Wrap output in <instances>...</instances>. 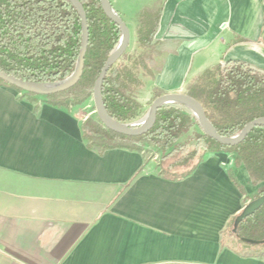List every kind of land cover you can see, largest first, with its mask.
<instances>
[{"label": "crops", "instance_id": "0c3cea01", "mask_svg": "<svg viewBox=\"0 0 264 264\" xmlns=\"http://www.w3.org/2000/svg\"><path fill=\"white\" fill-rule=\"evenodd\" d=\"M109 1L130 38L161 7L142 110L226 60L264 71V0ZM84 121L0 85V264H264V247L226 235L258 187L232 153L201 151L171 179L143 151L90 147Z\"/></svg>", "mask_w": 264, "mask_h": 264}, {"label": "trees", "instance_id": "16d2710c", "mask_svg": "<svg viewBox=\"0 0 264 264\" xmlns=\"http://www.w3.org/2000/svg\"><path fill=\"white\" fill-rule=\"evenodd\" d=\"M79 1L86 13L89 33L79 81L68 90L48 96L25 92L1 79L0 85L16 89L30 100L41 98L65 108L92 98L96 79L119 42L121 29L106 16L101 0ZM160 13L161 7L145 8L139 15L138 44L144 50L139 58L143 65H122L124 53L103 80L104 106L119 122H130L141 114L137 95L144 82L139 70L144 75H153L150 63L156 52L155 33ZM81 45V17L70 0H0V70L3 72L26 81H61L73 73ZM186 93L202 104L208 120L222 136H233L248 122L264 117V71L246 61L226 60L205 69L187 86ZM162 94L163 91L155 89L152 101ZM186 134L187 138L180 141ZM84 135L90 147L99 151L127 148L146 154L147 149L154 148L159 154L161 174L171 179L192 173L202 158L201 151L230 152L234 165H243L252 184L258 186L251 199L264 194V125L255 126L240 143L228 146L205 134L188 107L168 103L157 110L155 124L143 135L129 136L110 130L97 114L84 122ZM191 142L193 149L189 151ZM234 219L230 233L238 243L264 247V204L244 218L235 232ZM244 239L261 243L251 244Z\"/></svg>", "mask_w": 264, "mask_h": 264}, {"label": "water", "instance_id": "95a60500", "mask_svg": "<svg viewBox=\"0 0 264 264\" xmlns=\"http://www.w3.org/2000/svg\"><path fill=\"white\" fill-rule=\"evenodd\" d=\"M70 1L76 7L81 17V23H82V45L79 52L77 64L75 66L73 73L69 77L61 81L40 83V82L22 80L13 77L0 70L1 80L25 92L34 93L40 96H48L68 90L79 81L83 73L84 58L88 45V38H89L88 24H87L85 10L82 4L80 3V1L79 0H70ZM101 6L106 16L111 20H113L121 29L120 40L117 46L115 47V49L108 56L103 68L101 69L94 84L93 93H92V100L94 103L95 113L97 114L101 123L106 128L129 136L143 135L147 133L155 124L157 110L162 105L168 103H180L188 107L196 117L199 126L201 127L202 131L205 134H207L212 139L218 141L219 143L228 146H233L240 143L255 126L264 125V117H259L248 122L239 133L229 137L222 136L221 134L218 133V131L215 129L212 123L208 120L205 113V109L202 106V104L192 96L183 92L164 93L156 97L152 101L146 115L138 122L123 123L112 118L107 113L103 103L102 92H101L102 84L109 68L113 64H115L125 53L130 42V32L128 26L126 25L124 20L119 16V14L114 10L109 0H101ZM263 204H264V194L255 199L250 200L242 208L241 212L235 217L233 223V232L236 231V227L244 218L253 214ZM244 241L251 244L261 243L260 241H254L250 239H244Z\"/></svg>", "mask_w": 264, "mask_h": 264}, {"label": "rangeland", "instance_id": "374dc122", "mask_svg": "<svg viewBox=\"0 0 264 264\" xmlns=\"http://www.w3.org/2000/svg\"><path fill=\"white\" fill-rule=\"evenodd\" d=\"M139 15L138 14L133 23L131 22V26H133V29H132V36L130 38V42H129V45L125 51V57L121 59V63L122 65H143L141 64V55L144 53V50L143 48H141L138 44V30L140 29V22H139ZM161 47L162 45L158 44L157 45V49L158 51L161 50ZM159 64V63H158ZM153 69H156V67H154ZM140 77L142 78V80L144 81V78L147 77V75H144L143 71L140 69ZM142 91V89H141ZM140 91L137 95V99L139 98L140 99ZM149 102H148V105L145 107L144 110L141 111V114H139V116L130 121V122H126V123H135V122H138L140 121L147 113L151 103H152V98H149ZM75 107H79L80 109V114L82 116V118L86 121V119L90 118V117H94L96 116V113H95V109H94V103H93V100L92 98H89L88 100H86L83 104L81 105H77ZM84 121V122H85ZM197 130V128L195 129ZM190 134V132H189ZM188 134L186 135H183L181 137V140L180 141H184L186 138H187ZM148 145V144H147ZM150 145V144H149ZM148 145V147H149ZM151 147V145H150ZM147 149V147L144 146V150ZM154 148H150L146 150V155L147 156H150V157H154L157 161H159V154L157 153V151H155V149L153 150ZM193 149V144L191 142L190 146L188 147V150L191 151ZM180 155H183V154H180ZM255 193V192H254ZM254 193H252L251 195H249V201L252 200L251 198L253 197ZM248 201V202H249ZM231 231V226H229V229L227 230L226 232V235L229 236L231 235L230 233ZM235 241V238L233 239V242Z\"/></svg>", "mask_w": 264, "mask_h": 264}]
</instances>
